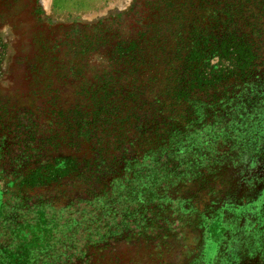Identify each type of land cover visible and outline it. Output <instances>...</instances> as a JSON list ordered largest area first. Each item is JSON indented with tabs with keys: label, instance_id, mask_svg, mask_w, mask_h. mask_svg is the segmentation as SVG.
I'll use <instances>...</instances> for the list:
<instances>
[{
	"label": "rangeland",
	"instance_id": "rangeland-1",
	"mask_svg": "<svg viewBox=\"0 0 264 264\" xmlns=\"http://www.w3.org/2000/svg\"><path fill=\"white\" fill-rule=\"evenodd\" d=\"M203 1L0 0V264L53 253L49 264H264V125H226L231 144L211 147L208 129L196 128L197 156L186 144L164 156L169 171L183 172L153 180L159 200L119 195L126 164L171 119L185 124L169 92L188 46H167L200 26L211 5ZM260 56L264 71V43ZM130 84L141 85L144 113L119 114L130 121L119 131L105 106L89 102H104V92L109 100V89L125 96ZM251 84L227 83L226 92ZM232 105L221 116L241 119ZM56 161L67 162L64 175L19 185ZM82 216L93 236H75L69 249L67 230L88 236Z\"/></svg>",
	"mask_w": 264,
	"mask_h": 264
},
{
	"label": "trees",
	"instance_id": "trees-1",
	"mask_svg": "<svg viewBox=\"0 0 264 264\" xmlns=\"http://www.w3.org/2000/svg\"><path fill=\"white\" fill-rule=\"evenodd\" d=\"M203 3V7H207L210 3L211 5L206 8V14L200 26L189 32L186 37L174 36L172 43L169 47L167 46L171 49L176 48L175 45H180L184 41L185 47L188 46L181 58L182 64L178 69L179 71L173 72L174 85L169 92V100L171 101L169 104L171 107H180V111H184L183 122L185 124L171 119V122L167 124L169 128L156 137L141 159L126 164L123 171L128 178H131L126 182L127 188L125 184H120L124 186V189L119 192V195L125 194L126 190L129 189L127 192L129 196L135 191V196L144 197L141 202L151 201L152 203L156 201L154 200L156 198L159 200L161 196L157 197L155 194L158 186L153 180L157 176L169 178L167 176L170 174L180 175L183 172V170H180L181 173L175 172L176 168L169 171L164 156L167 153L170 154L169 151L175 154L181 153L185 144L184 152L191 153V156H197L200 152L198 149L200 142L196 143L198 136L195 131L191 133L196 128L206 127L208 129L205 134L208 137L206 144L211 147L210 145H213L217 140H220L219 144L222 145L231 144L227 141L231 140V134L234 132L232 128L234 127L247 128L252 125L262 127L264 125V71L259 69L263 66L259 60L261 59V47L264 43V0H204ZM122 50L126 55L133 51V42H130L128 47ZM214 60L216 62L212 63ZM224 64L228 65L229 68L224 69ZM248 80H252V84L246 92H238L237 94L226 92L228 91L226 89L227 83L242 84ZM130 85H133V89L130 88V92H127L125 96L119 93L112 95L113 90L109 89L108 92H112L109 93V100L105 97V86L103 85L100 90L104 92V102L103 99L100 100L101 102L99 100L89 102L95 109L99 106H105L108 109V114L112 115L108 119L115 127L118 124L119 131H121L122 126L123 129H126L127 123H130L129 117L121 120L119 114H128L129 111L134 110V107L137 108V111L144 113L142 111L145 105L143 101L139 102L138 107L141 85ZM147 85L148 83L145 88L149 87ZM142 88L144 87L142 86ZM232 103L233 105L230 106L232 111L240 114L241 119L235 116H230V119L221 116L222 110H226ZM202 115H206L208 119L204 120ZM221 125L225 126L221 127ZM226 125L232 128L227 129ZM234 129L238 130L237 128ZM66 163L59 164L57 161L47 163L38 170L30 171L19 185L22 181H28L30 183L28 185H31L37 179L64 175L67 172ZM154 170L156 171L153 173ZM142 176L145 179H149V177L151 179L140 187L136 182L140 181ZM131 180L133 181L131 182ZM116 190L118 191L120 188ZM121 204V202L118 203L119 206ZM86 213L88 215V212ZM82 217L88 220V216ZM90 224L91 221L88 220V236H82L78 230L72 231L70 229L69 232L68 230L66 233L64 232V236L69 234L65 242L70 246L69 249L73 248L71 245L80 242L75 236L81 237L82 244L87 242V238L88 240L91 239L93 233L89 232ZM68 225L69 222L66 223V226ZM112 225L114 226V224ZM85 228L84 226L82 231L85 232ZM44 251L48 253L50 249ZM44 251L42 253H46ZM53 255L54 257L50 256L49 259L42 258L43 260L38 264H49L52 259L56 261L58 256L56 253Z\"/></svg>",
	"mask_w": 264,
	"mask_h": 264
}]
</instances>
